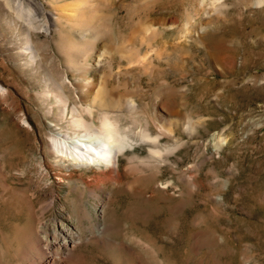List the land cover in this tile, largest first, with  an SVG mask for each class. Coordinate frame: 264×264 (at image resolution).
Instances as JSON below:
<instances>
[{
  "label": "rangeland",
  "instance_id": "1",
  "mask_svg": "<svg viewBox=\"0 0 264 264\" xmlns=\"http://www.w3.org/2000/svg\"><path fill=\"white\" fill-rule=\"evenodd\" d=\"M91 78L114 177L52 151ZM0 264H264V0H0Z\"/></svg>",
  "mask_w": 264,
  "mask_h": 264
},
{
  "label": "bare ground",
  "instance_id": "2",
  "mask_svg": "<svg viewBox=\"0 0 264 264\" xmlns=\"http://www.w3.org/2000/svg\"><path fill=\"white\" fill-rule=\"evenodd\" d=\"M30 42L31 40L28 37L27 52L32 53V57H35L36 53ZM60 88L58 89L59 100L65 102L63 99L66 95L67 87L62 86ZM82 93L90 98V100L87 99L90 104H88L87 110L92 120H88L83 115H80V113L78 114L75 109L74 113L76 117L73 121V127L75 128L74 135L67 132L63 133V135H66L63 139H53V154L61 158H70L87 166L92 164L104 165L106 175L109 177L119 175L120 153L122 149L118 144L117 132L113 127V123L108 117H105L101 127H99L94 120V107L97 104L95 100L98 94H100L98 81L92 78L86 81ZM39 232L41 233L40 238L46 243V246H44L46 256H52L51 253L55 249L58 252L65 253L68 257L72 252L71 248L79 242L76 229L65 223L56 222L52 226L51 236L48 231L39 229Z\"/></svg>",
  "mask_w": 264,
  "mask_h": 264
}]
</instances>
